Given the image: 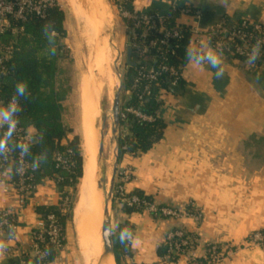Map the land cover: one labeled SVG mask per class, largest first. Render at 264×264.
I'll return each instance as SVG.
<instances>
[{
  "label": "crops",
  "instance_id": "0c3cea01",
  "mask_svg": "<svg viewBox=\"0 0 264 264\" xmlns=\"http://www.w3.org/2000/svg\"><path fill=\"white\" fill-rule=\"evenodd\" d=\"M131 2L136 14L165 17L176 10V24L189 31L188 49L214 50L212 32L232 30L243 20L264 26V0ZM185 9L191 13H182ZM218 54L223 73L219 77L216 68L197 66L187 58L181 70L184 87L163 96L168 125L162 140L148 153L118 162L115 180V187L122 185L128 194L141 192L160 206L190 209L201 219L173 222L143 212L126 214L119 207L115 224H129L132 233L129 256L122 264H158V251L173 228L195 237L200 256L208 245L227 249L216 264H264V246L247 240L254 232L264 234V67ZM27 134L34 138V129ZM61 199L56 184L45 180L20 209L22 199L0 169V214L15 212L18 221L16 241L0 231V264H11L5 249L16 243L22 252L30 250L40 221L37 208L58 207ZM77 238L72 218L66 225L65 245L51 264H81L77 256L81 250L74 248ZM81 255L86 264L95 259L88 263Z\"/></svg>",
  "mask_w": 264,
  "mask_h": 264
},
{
  "label": "trees",
  "instance_id": "16d2710c",
  "mask_svg": "<svg viewBox=\"0 0 264 264\" xmlns=\"http://www.w3.org/2000/svg\"><path fill=\"white\" fill-rule=\"evenodd\" d=\"M116 4L125 11L133 12L131 0H117ZM176 17V10L165 16L160 24V30L154 37L162 38L165 33L178 30L180 38L171 40L167 46H162L160 49L150 50L137 60L133 58L135 66L128 67L124 74V95L121 98L124 116L120 117L118 129V162L127 156L137 157L148 153L164 136L168 123L164 116L163 96L174 88L171 87L173 77L162 68L172 67L181 72L187 62L190 41L189 31L176 24ZM123 22L126 26L132 25L127 20ZM11 28H22V32L12 34L11 31H7L0 34V55L6 56L0 67V107L7 106L15 98L19 106V111L15 114L17 127L23 132L29 129L35 131L36 140L30 142L26 160L34 168L36 184L51 180L56 184L62 197L70 196L73 199L77 196L83 176L84 156L80 145L81 138L74 135L73 129L65 122V104L72 93V88L62 67L63 61L68 56L64 44L66 38L64 14L59 7H54L49 9L42 19L30 17L23 24L11 22ZM212 39L214 42L229 41L231 51L235 46L242 45L238 39L230 41V36L218 30L212 32ZM7 48L10 49L9 54L4 52ZM261 49L264 51V46ZM234 57L244 60L237 55ZM148 67L159 73L154 82H148L143 77ZM19 83L26 85V92L22 96L16 94V86ZM184 85L182 79L176 88H183ZM128 109H133L151 120L144 121L126 112ZM7 132L6 125L0 126V139H6L5 148L9 149L6 157L14 162L19 147L15 139L6 135ZM68 151H71V154H68ZM56 154H62L69 160V168H63L56 161ZM10 167L12 181H16V164L12 163ZM133 195L145 202L155 203L151 197L141 192H135ZM73 206L74 204L71 206L72 209ZM36 211L46 224L48 216H55L64 230L72 218L71 210L70 213H64L56 206L39 207ZM122 211L126 214L140 212L134 207H123ZM120 228H128L131 231V226L127 223L118 224L112 231L116 264H122L121 261L129 256L127 241L121 243L118 239ZM45 251L46 258L36 260L35 264L52 263L56 252L52 246H48ZM166 251L167 247L164 244L158 251L159 256L162 257ZM24 259L31 261L29 257ZM18 263V259H11V264ZM196 264L205 263L199 261Z\"/></svg>",
  "mask_w": 264,
  "mask_h": 264
},
{
  "label": "built area",
  "instance_id": "2783aa9c",
  "mask_svg": "<svg viewBox=\"0 0 264 264\" xmlns=\"http://www.w3.org/2000/svg\"><path fill=\"white\" fill-rule=\"evenodd\" d=\"M54 7H58L57 0H0V34H4L7 31H11L12 34H18L22 32V28L12 29L11 22L23 24L30 17L42 19L45 17L46 12ZM120 12L123 20H127L132 24L131 26L127 25L126 28L131 37L132 56L136 60L144 56V54L148 53L150 50L160 49L162 46H167L171 40L180 38L178 30L167 32L162 38L154 37L160 30V24L164 18L163 16L154 13L136 14L134 12L125 11L122 8H120ZM182 13L190 14L191 10L185 9ZM195 16L199 18L200 13L196 12ZM220 32L230 36V41L232 39H238L242 45L235 46L234 50L231 51L229 41L218 40L214 42L213 39H211V47L217 53L231 56L237 55L248 61V56L253 47L259 45L257 59L254 64L264 67V51L261 49L264 46V26L250 24L246 20H243L235 28L230 30V32L223 30ZM4 52L9 54L10 49L7 48ZM5 58V54L0 55V67ZM162 70L169 72L173 77L171 80L172 88L177 87L179 81L183 79L180 70L172 67H163ZM158 75V72L148 67L143 77L148 82H154L157 80ZM146 91H148V88H146ZM126 112L134 114L144 121L151 120V118L133 109H128ZM121 116H124L122 111ZM6 135H8V132ZM9 136L17 141L19 152L13 162L6 157L9 149L5 148L0 155V169L3 176H10L14 188L22 199V206L20 208L22 209L26 200L38 187L34 177V168L26 160L27 151L21 148V145L29 146L31 138L28 136L27 132H23L18 128L16 123L14 130ZM68 154H71V151H68ZM55 159L63 168H69L70 162L64 155L56 154ZM12 163L16 164V181H12L10 173V166ZM112 198L118 202L121 208L134 207L139 209L140 212L153 215L159 219L173 222L187 219H193L199 222L201 219L200 214L190 209L164 207L158 206L156 203L145 202L133 194L126 193L122 185L114 187ZM71 205L72 198L70 196H65L62 197L58 207L64 213H70ZM47 224L40 219L36 229L32 232V244L28 252H22L16 243L14 246L5 249L6 256L10 259H18V264H35L36 260L46 258L47 252L45 250L48 246H52L55 252L62 249L65 245V230L60 226L57 218L53 215L48 216ZM0 231H5L12 241L17 240L18 221L15 212L5 211L0 214ZM247 240L251 245L264 246L263 233L254 232L250 234ZM164 244L167 247V251L160 257L158 264H180L183 261H185L186 264H196L199 261L205 264H216L222 261L228 254L227 249L218 248L217 245H208L204 250L205 254L200 256L198 254V248H196L197 243L195 237L182 228L171 229ZM24 257H29L31 261H27ZM45 264L51 263L47 262Z\"/></svg>",
  "mask_w": 264,
  "mask_h": 264
},
{
  "label": "rangeland",
  "instance_id": "374dc122",
  "mask_svg": "<svg viewBox=\"0 0 264 264\" xmlns=\"http://www.w3.org/2000/svg\"><path fill=\"white\" fill-rule=\"evenodd\" d=\"M103 2L108 11L110 24L109 28L107 27L105 31L98 33L94 31L89 20L84 17L87 14L86 12H94L95 17L99 16H96V14H100V11L93 0H90V5L86 9H82L81 6L74 3L72 0H57V5L64 14V28L66 30L64 44L68 52V56L63 61L62 67L66 73L65 77L68 79L69 85L72 88V93L65 104V122L73 129L74 135H78L81 138L80 145L82 151V84L84 83V80L89 81L90 79L94 94V102L98 104L97 107L99 108L96 156L98 155L97 150L102 131V122L104 119L107 120L108 127L104 131L105 151L99 161L98 175V180H104L102 190L100 191L101 194H103L104 206L106 207L108 204L107 197L111 188L115 156L117 153L115 140L119 136V130L117 135L112 134L113 114L111 108L114 96L121 84L119 74L124 77L125 72L128 70L126 53L129 33L123 22L120 8L116 4L117 0H103ZM94 10H96V12ZM98 56L102 57L99 61L97 59ZM123 95L124 92L122 93V97ZM108 134L111 138L108 137ZM107 138H109V140ZM111 141L112 144H114L112 149L110 146ZM77 196L72 199L74 210ZM118 208V202L112 200V203L109 206L112 229L116 228L114 218L115 211ZM73 209L71 207V215L74 219L76 230L79 233V223L75 219V211H73ZM72 218L70 221H72ZM79 238L74 242V248L81 250L77 252V256L80 258L81 264H86L82 259L81 252L88 259L89 263L97 255L98 248L95 247L96 242H93L91 239H84L80 235ZM98 240L100 244L103 243L101 234L98 236Z\"/></svg>",
  "mask_w": 264,
  "mask_h": 264
},
{
  "label": "bare ground",
  "instance_id": "6f19581e",
  "mask_svg": "<svg viewBox=\"0 0 264 264\" xmlns=\"http://www.w3.org/2000/svg\"><path fill=\"white\" fill-rule=\"evenodd\" d=\"M72 1L81 6L82 9H86L90 5V0ZM93 1L96 3L97 8L100 11V14H95L96 16H99L95 17L94 12H86L87 14L84 17L89 20L94 31L100 33L105 31L107 27L109 28L110 18L108 15V11L104 6L103 0ZM96 10L94 11L96 12ZM101 58V56H98V61L101 60ZM82 86L84 176L81 179V183L78 189V196L74 210L75 219L79 223V235L84 239H91L93 242H96L95 247L98 248L97 255L95 256V259L91 264H98L99 262H101L102 264H115L114 258L112 256L103 258L104 245L103 243L100 244L98 240V236L100 234L102 239V227L105 210L102 196L103 194H101V191L98 189V179L94 177V173L96 172L97 168L96 144L98 134L97 120L99 117V108L97 107L98 104L94 102V94L90 79L89 81L84 80ZM108 137L111 138L109 134ZM109 138L107 139L109 140ZM110 146L111 149L114 146V144H112V141L110 143Z\"/></svg>",
  "mask_w": 264,
  "mask_h": 264
},
{
  "label": "clouds",
  "instance_id": "9594fccd",
  "mask_svg": "<svg viewBox=\"0 0 264 264\" xmlns=\"http://www.w3.org/2000/svg\"><path fill=\"white\" fill-rule=\"evenodd\" d=\"M259 51V45H256L253 47L251 53L248 56V63L251 64L257 59ZM187 56L191 62H193L195 65L199 66L202 64H207L208 66L212 68H216L217 71L215 75L217 77L221 76L222 69H220L221 64V58L218 53H216L212 49L205 50L203 47L200 49H188L187 50ZM26 92V85L23 83H19L16 86V94L17 96H22ZM19 111V106L15 102V98L8 103L5 107H0V126H7L8 129V135L11 134V132L15 128V114ZM6 147V139H0V153H2L5 150ZM21 148L24 151H27L28 146L27 145H21ZM106 236H110L111 232L106 231ZM118 239L121 243H124L126 241H130L132 239V233L128 228H120L118 233Z\"/></svg>",
  "mask_w": 264,
  "mask_h": 264
},
{
  "label": "water",
  "instance_id": "95a60500",
  "mask_svg": "<svg viewBox=\"0 0 264 264\" xmlns=\"http://www.w3.org/2000/svg\"><path fill=\"white\" fill-rule=\"evenodd\" d=\"M132 47H131V37L129 34L128 37V46H127V53H126V63L127 67H134L135 63L132 61ZM119 77L121 79V84L119 89L117 90L113 104H112V114H113V129H112V134L117 135L118 134V129H119V124H120V117H121V111H122V104H121V98H122V93H123V77L122 75L119 74ZM107 120L104 119L102 122V131L100 134V140H99V148H98V155H97V168L96 172L94 173V177L98 179L99 175V161L101 160L104 151H105V133L104 131L107 129ZM98 129V126H97ZM35 138L31 139V142H35ZM116 141V148H117V141L118 138L115 140ZM116 162L114 165V172H113V178L111 181V188L107 197L108 204L105 207L104 210V221H103V227H102V241L104 245V257L112 256L114 258V244H113V229H112V222L109 214V206L112 203V195L115 187V180H116V173H117V166H118V160H117V153L115 156ZM83 176H84V167H83ZM82 176V178H83ZM98 189H102V184L104 183V180H98ZM106 231H110L111 235L106 236L105 233Z\"/></svg>",
  "mask_w": 264,
  "mask_h": 264
}]
</instances>
